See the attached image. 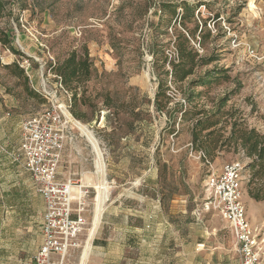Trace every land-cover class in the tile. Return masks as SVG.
Returning <instances> with one entry per match:
<instances>
[{
	"label": "rangeland",
	"instance_id": "1",
	"mask_svg": "<svg viewBox=\"0 0 264 264\" xmlns=\"http://www.w3.org/2000/svg\"><path fill=\"white\" fill-rule=\"evenodd\" d=\"M182 2L194 7L185 23H181L180 7L175 14L170 8L163 11V5ZM6 3L0 17V37L8 36L20 54L4 47L0 50V264H32L42 243L45 201L31 174L15 160L20 125L52 105L71 99L72 93L60 86L52 69L73 51L89 56L91 77L80 83L77 96L86 101L77 108L85 118L77 119L98 153V168L107 169V180L116 178L118 183H125L119 190L130 187V191L140 194L141 199L132 201L145 213L149 212L146 208L151 198H164L172 226L169 238L179 240L184 234L185 239L217 244L218 252L232 256V264H242L231 230L209 205L205 187L213 171L227 162L242 161L243 202L258 241L264 246V201H255L248 193L250 158L241 148L226 145L218 148L213 161L207 162L200 151L193 149L194 120L183 118L185 111L204 108L213 112L227 99L221 108L231 113L222 122L226 135L234 120L264 134V0ZM197 25L190 46L201 57L215 60L197 66L184 81H174L169 75V100L163 110H158L154 101L159 73L171 71L169 62L176 57L178 36L191 33ZM12 63L23 69L24 75L16 74V67H3ZM214 68L222 69L230 79L221 77L208 86L192 88L201 96L189 103L185 97L189 83ZM27 87L37 93L35 97L27 94ZM114 187L115 182L106 185L108 192L116 190ZM158 223L159 231L153 236L163 239L166 223L162 218ZM180 226L183 228L178 231ZM87 228L88 224L81 239L88 233ZM90 232L87 244L92 238ZM138 253L137 249L125 252L132 259Z\"/></svg>",
	"mask_w": 264,
	"mask_h": 264
},
{
	"label": "built area",
	"instance_id": "2",
	"mask_svg": "<svg viewBox=\"0 0 264 264\" xmlns=\"http://www.w3.org/2000/svg\"><path fill=\"white\" fill-rule=\"evenodd\" d=\"M70 105V98L68 102L52 105L23 121L20 127L19 153L15 160L31 174L45 201L42 243L32 264H75L80 236L88 224L89 191L72 177L66 181L59 178L66 147L76 144L78 137L74 131L82 125L71 114ZM85 138L95 152V171L101 172L95 146L87 136ZM244 166L239 160L225 163L208 176L205 187L210 195L209 205L219 212L231 230L242 264H260L264 259V246L258 241L243 202Z\"/></svg>",
	"mask_w": 264,
	"mask_h": 264
},
{
	"label": "crops",
	"instance_id": "3",
	"mask_svg": "<svg viewBox=\"0 0 264 264\" xmlns=\"http://www.w3.org/2000/svg\"><path fill=\"white\" fill-rule=\"evenodd\" d=\"M74 133L78 139L75 145L66 147L59 178L66 181L72 177L87 188V230L88 233L95 232L90 247H87L88 233L85 238L80 236L81 246L74 257L75 264H232V256L218 252L217 244L185 239L184 234L179 240L169 238L172 226L166 215L164 198H151L148 207L146 205L148 213L138 210L136 201L132 200H139L142 196L130 191V187L119 190V186L125 183H118L116 178L109 182L107 169H102L105 174L96 172L95 152L87 149L90 148L85 139L88 135L81 129H75ZM92 133L95 135L94 131ZM113 182L116 190L105 193L103 186ZM134 187L136 190V184ZM98 215L99 221L96 219ZM160 218L166 223L162 228H166L167 233L163 239H154L153 233L160 228ZM181 228L183 226L178 231ZM85 249L87 255L84 257ZM128 249L139 250L137 257L127 256Z\"/></svg>",
	"mask_w": 264,
	"mask_h": 264
},
{
	"label": "trees",
	"instance_id": "4",
	"mask_svg": "<svg viewBox=\"0 0 264 264\" xmlns=\"http://www.w3.org/2000/svg\"><path fill=\"white\" fill-rule=\"evenodd\" d=\"M6 5V0H0V17L7 7ZM178 7L183 10L181 23H185L189 16L193 15L194 7L190 3L182 2L179 5L166 4V6L163 5V11L166 12V8H170L172 14H175ZM198 28L197 25L191 33L186 32V35L181 33L178 36L176 57L169 62L171 71L166 70L163 73H159L160 80L154 101V105L158 110H163L165 108L163 104L169 100V96L166 93L167 78L169 75L172 76L174 81H184L194 73V69L197 66H206L215 60L213 58L201 57L190 46V38L192 36L194 37V33ZM1 47L12 52H18L13 49L11 39L5 34L0 37V50ZM3 67L6 69L16 67L18 68L16 74L24 75L23 69L19 68L15 63L6 64ZM52 70L58 77V82L72 93L70 105L71 114L76 119H84L85 114L77 108L81 103L85 105L86 101L79 99L77 96L81 90L80 83H86L91 77V64L88 53L86 52L85 56H79L77 52L73 51L63 62L59 63ZM221 77L230 79L228 75L224 74L222 69L214 68L207 70L203 76L189 83V91L185 96L186 100L191 103L201 96L200 92L196 93L192 91V88L208 86ZM25 80L26 82L28 81L27 76ZM82 89V93H84L86 90L85 87H82ZM26 91L30 97H35L37 94L34 90L29 89V87L26 88ZM226 100L223 101L221 108L224 107ZM221 108L213 112L204 108L195 109L193 112L185 111L183 118L185 120H194L191 129L193 149L200 151L203 154V159L210 163L214 160L218 148L222 146L233 145L235 148H241L245 155L250 158V162L247 165L248 169L251 170L248 189L249 196L255 201H264V134L260 133L256 128L245 127L243 122L234 120L230 123L231 129L226 135L225 126H223L222 122H226L229 116L231 117V113L228 111L223 112Z\"/></svg>",
	"mask_w": 264,
	"mask_h": 264
},
{
	"label": "bare ground",
	"instance_id": "5",
	"mask_svg": "<svg viewBox=\"0 0 264 264\" xmlns=\"http://www.w3.org/2000/svg\"><path fill=\"white\" fill-rule=\"evenodd\" d=\"M79 128H80L83 132H85L84 130H85L86 128H85V126H84L83 124H82V125H79ZM88 133H89V136H92L90 131H89ZM102 173L105 174V173H104V170H103ZM103 188H104V192L107 193L106 185H104ZM96 219L99 221V220H100V215H98ZM94 225H95V224H94ZM91 231H92V230H91ZM90 233H92V237H93V235H94L95 232L93 231V232H90ZM89 242H90V241H89ZM89 242H88V244H87V247L89 246ZM89 247H90V246H89ZM86 249H87V248H86ZM86 255H87V250H85L84 257H85ZM81 264H82V263H81Z\"/></svg>",
	"mask_w": 264,
	"mask_h": 264
}]
</instances>
